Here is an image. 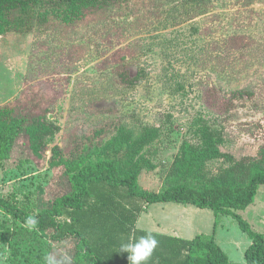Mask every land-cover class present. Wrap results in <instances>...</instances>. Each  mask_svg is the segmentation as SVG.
Segmentation results:
<instances>
[{"label": "rangeland", "instance_id": "rangeland-1", "mask_svg": "<svg viewBox=\"0 0 264 264\" xmlns=\"http://www.w3.org/2000/svg\"><path fill=\"white\" fill-rule=\"evenodd\" d=\"M23 12L0 18L36 24L29 32L0 34V127L34 103L37 109L23 150L0 159V197L42 210L69 190L67 168L86 152L114 160L118 174H133L142 191L221 186L224 156L205 159L187 149L176 161L183 142H195L190 126L198 116L222 132L220 152L264 165V0H129ZM115 52L128 54L132 72L147 71L138 85L116 82L108 67ZM238 90L253 95L232 99ZM144 126L157 132L148 144L137 140ZM159 205L150 212L162 219L168 211L159 215ZM237 213L264 232V185ZM217 222L216 242L244 264L250 237L229 215ZM155 238L147 264H181L182 256L158 250L168 241ZM71 251L70 241L51 244L0 210V264H44L49 253Z\"/></svg>", "mask_w": 264, "mask_h": 264}, {"label": "trees", "instance_id": "trees-1", "mask_svg": "<svg viewBox=\"0 0 264 264\" xmlns=\"http://www.w3.org/2000/svg\"><path fill=\"white\" fill-rule=\"evenodd\" d=\"M125 1L129 0H0V18L16 10L64 8L71 11L78 7L112 6ZM35 25L29 17H22L17 23L4 19L0 22V34L7 31L29 32ZM127 55L115 52L108 67H111L119 85L131 88L146 77L147 71L139 66L132 72ZM252 95L246 90L231 92L232 99ZM36 109L37 104L34 103L28 113L0 127V159L23 150V133ZM190 133L195 142L184 141L176 161L181 163L184 160L187 149L205 159L224 156L228 166L221 172L223 185L197 189L178 183L163 191H142L133 174H118L114 160L104 157L94 159L90 152H86L77 155L75 162L67 168L69 190L47 203L45 208L33 212L28 207L0 197V210L22 225L28 216H36L38 224L34 229L51 244L70 241L72 251L69 255L73 264H128L127 253L119 251L120 245L127 242L148 205L158 202L194 205L212 210L215 217L212 232L198 233L192 238L151 232L155 237L168 241L160 244L159 251L182 256L181 264H243L231 261L215 240L218 218L229 215L251 239L244 251V264H264V232L252 229L237 213V210L245 209L254 202L258 188L264 185V165L252 156L236 158L220 152L222 132L202 116L193 119ZM156 135L153 128L144 126L137 140L148 144ZM145 231H136L135 234Z\"/></svg>", "mask_w": 264, "mask_h": 264}, {"label": "crops", "instance_id": "crops-1", "mask_svg": "<svg viewBox=\"0 0 264 264\" xmlns=\"http://www.w3.org/2000/svg\"><path fill=\"white\" fill-rule=\"evenodd\" d=\"M158 203H160V205L157 206L159 215H164L166 211H168V215L164 216L162 219L157 218L150 212L152 204L148 205L146 210L139 216L136 224L137 227L154 233L178 236L182 238H192L198 233L212 232L210 228L214 225L215 217L212 212V218V214L210 212L211 209L199 207L193 208L191 205L185 204L183 205H185L184 207L188 206L187 208H179L180 206H168L167 204H164L165 202ZM185 209H187V211ZM195 213H197V216Z\"/></svg>", "mask_w": 264, "mask_h": 264}, {"label": "clouds", "instance_id": "clouds-1", "mask_svg": "<svg viewBox=\"0 0 264 264\" xmlns=\"http://www.w3.org/2000/svg\"><path fill=\"white\" fill-rule=\"evenodd\" d=\"M38 224L36 216H28L24 222V227L29 231L33 230ZM136 231H145L136 227L129 236L127 242L120 245L119 251L127 253L128 264H147L156 250L159 241L148 231L144 235L137 237ZM44 264H73L72 257L65 253L53 255L51 253L43 257Z\"/></svg>", "mask_w": 264, "mask_h": 264}]
</instances>
